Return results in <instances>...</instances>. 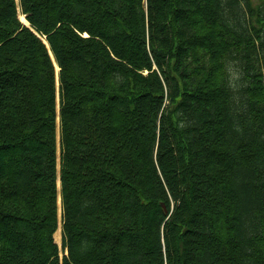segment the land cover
Here are the masks:
<instances>
[{
	"label": "trees",
	"instance_id": "trees-1",
	"mask_svg": "<svg viewBox=\"0 0 264 264\" xmlns=\"http://www.w3.org/2000/svg\"><path fill=\"white\" fill-rule=\"evenodd\" d=\"M20 4L33 30L0 0V264H264V0Z\"/></svg>",
	"mask_w": 264,
	"mask_h": 264
},
{
	"label": "rangeland",
	"instance_id": "rangeland-1",
	"mask_svg": "<svg viewBox=\"0 0 264 264\" xmlns=\"http://www.w3.org/2000/svg\"><path fill=\"white\" fill-rule=\"evenodd\" d=\"M15 4H16V12L18 13V14H20V16H16V18H17V20H18V18H20V20L23 22V20H22V17H24L25 19H26V17H25V15L23 14V11H22V9H21V4H20V0H15ZM261 5L262 6V0H253V5H254V7L255 8H258V5ZM263 10L261 11V15L262 16H264V5H263ZM27 20V19H26ZM27 23L28 24H25L24 22H23V24H25V26L28 28V29H31V30H33L32 28H31V24H30V22L29 21H27ZM259 27L261 28V26L259 25ZM36 35L38 36V37H40V38H42L45 42H48L47 40H46V36H43V35H41V33H39V32H36ZM47 44V43H46ZM48 47H49V45H47ZM50 48V47H49ZM53 60H54V62H55V66H56V70H57V77H58V75H59V72H60V68H59V66L57 65V63H56V60H55V58L53 57ZM58 68H59V72H58ZM234 75H235V78H239L240 77V73H239V71L238 70H234ZM57 77H56V89H59V87H60V82H59V77H58V79H57ZM57 111L58 112H60V107H59V105L57 106ZM59 118V117H58ZM60 152H61V150H60V146H59V153H58V170L60 171ZM60 180V179H59ZM58 180V181H59ZM60 185V186H59ZM58 193H59V196H58V205H59V216L61 217V219H62V213H63V209H62V196H61V182L59 181V184H58ZM58 230H59V232H58V234H57V236H56V241H57V244H58V246H59V248H60V250H61V254H60V262L62 263V261H63V257L66 255L67 256V253L65 252L64 253V235H63V224L62 223H60L59 224V227H58ZM57 230V231H58ZM56 231V232H57ZM55 240V239H54Z\"/></svg>",
	"mask_w": 264,
	"mask_h": 264
},
{
	"label": "bare ground",
	"instance_id": "bare-ground-1",
	"mask_svg": "<svg viewBox=\"0 0 264 264\" xmlns=\"http://www.w3.org/2000/svg\"><path fill=\"white\" fill-rule=\"evenodd\" d=\"M46 43V42H45Z\"/></svg>",
	"mask_w": 264,
	"mask_h": 264
}]
</instances>
